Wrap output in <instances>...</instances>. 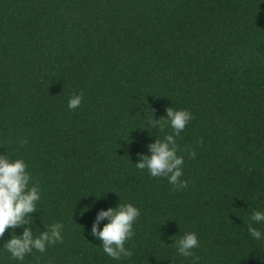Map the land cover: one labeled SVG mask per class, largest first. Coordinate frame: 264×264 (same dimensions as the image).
<instances>
[{"label":"trees","instance_id":"trees-1","mask_svg":"<svg viewBox=\"0 0 264 264\" xmlns=\"http://www.w3.org/2000/svg\"><path fill=\"white\" fill-rule=\"evenodd\" d=\"M168 106L192 113L176 137L179 189L134 165L171 133L145 121ZM4 153L39 186L29 226L63 230L19 261L6 228L0 264H264V237L247 231L264 210V0H0ZM125 202L139 215L130 255L113 259L89 229ZM186 231L199 241L190 257L175 251Z\"/></svg>","mask_w":264,"mask_h":264},{"label":"clouds","instance_id":"clouds-1","mask_svg":"<svg viewBox=\"0 0 264 264\" xmlns=\"http://www.w3.org/2000/svg\"><path fill=\"white\" fill-rule=\"evenodd\" d=\"M82 99L80 92L70 94L67 107L77 108ZM191 119L192 113L187 109L168 106L164 115L156 119H153L152 115L151 119L145 120L155 128H162L167 124L172 131L165 133L163 138L156 136L152 139L146 146L147 154H137L139 159L134 163L135 167L147 169L151 176H165L168 182L178 189L185 187L186 180L180 179L184 160L182 155L177 154L179 145L176 137ZM142 128L147 130L148 136H152L151 129L147 128L145 123ZM20 142L24 143L23 140ZM189 155L195 153L190 151ZM39 199V186L33 182L25 160L10 158L7 153L0 154V237L4 236L6 228L9 229L8 238L3 240L2 247L16 260L22 261L33 249L43 252L47 245L62 239L63 225L59 222L48 225L38 233L29 226L32 219L30 214L37 209L36 203ZM88 207L86 205L83 211ZM138 215L139 209L127 202L97 209L89 231L93 237L100 240L103 253L113 259L130 255L124 243L133 235V222ZM249 219L251 222L247 225V231L250 236L256 240L264 237V233L253 223L264 221V210L253 209ZM101 220L105 222L98 228L97 224ZM21 226L19 234L12 231ZM174 243L176 253L183 257L192 256V249L199 246L197 234L193 231L184 232ZM170 264H174V261L170 260Z\"/></svg>","mask_w":264,"mask_h":264}]
</instances>
